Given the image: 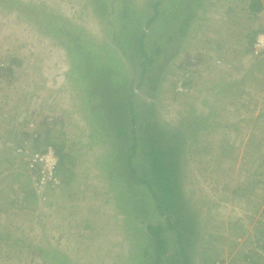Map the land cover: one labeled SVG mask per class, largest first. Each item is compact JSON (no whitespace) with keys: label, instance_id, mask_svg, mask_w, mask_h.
Masks as SVG:
<instances>
[{"label":"rangeland","instance_id":"1","mask_svg":"<svg viewBox=\"0 0 264 264\" xmlns=\"http://www.w3.org/2000/svg\"><path fill=\"white\" fill-rule=\"evenodd\" d=\"M20 1L25 6L15 4ZM183 1L162 0L163 25L170 20L176 27L166 34L160 18L153 22L146 42L148 55L157 57L152 66L134 57L132 43L117 40L110 23L124 7V22L132 16L145 22L155 0L0 4V234L6 241H0V264H55L47 252L62 253L69 264H156L153 246L148 256L135 251V241L150 244L148 224L163 230L161 264H182V251L174 258L179 246L186 264H264V64L258 73L251 48L247 53V36L264 25V8L255 14L249 0H201L193 10ZM188 16L191 25L181 29ZM75 35L97 44L93 53L104 74L121 75V88L134 90L139 127L156 122L165 139L175 128L180 141L187 138L179 145L181 210L172 219L156 205L161 191L142 145L128 161L130 149H118L113 127L104 117L95 121L106 115L102 99L75 87L66 48L75 50ZM80 63L81 80L101 70L86 55ZM22 145L50 146L56 154L62 147L68 184L28 202L30 177L21 176L24 159L17 155ZM181 215L194 220L192 231H183L193 235L184 245L174 222Z\"/></svg>","mask_w":264,"mask_h":264},{"label":"trees","instance_id":"2","mask_svg":"<svg viewBox=\"0 0 264 264\" xmlns=\"http://www.w3.org/2000/svg\"><path fill=\"white\" fill-rule=\"evenodd\" d=\"M11 1H16L17 0H0V4H6ZM230 1V0H228ZM242 1V0H240ZM244 1V0H243ZM185 3H190L192 6V9L194 10V6L196 3H200L201 0H185L183 1ZM245 2V1H244ZM15 4H20V3H15ZM16 5V6H17ZM25 6V5H21ZM168 7L162 6V0H155L153 7H152V15L144 18L142 22L141 19H137L138 16H132L133 19L129 20V22H124L125 21V15H129L128 7H124V10L120 9V12L117 16H115L117 8L112 10L110 13H107L109 16L113 15L115 16V21L110 23V26H114V32L113 34L117 38V40L123 42L124 44H129L132 43V51L135 53L134 57L141 58L142 62H148L150 66L154 65L157 60H153L156 57V55H148V48H146V42H147V37L148 36H153L154 34H148L150 28L152 27L153 22L157 19L160 18L159 20V25L160 27L164 26L166 27L165 32L166 34L169 33H174L176 24L173 22L165 21L164 25L162 20L164 19L163 16L166 12ZM264 4L262 3V0H249V9L251 10L252 13H260L263 11ZM106 14V15H107ZM123 16V18H122ZM131 18V16H129ZM193 16H188L187 18L184 19L181 29L186 28L191 25V22L193 20ZM133 23V24H132ZM112 28V27H110ZM264 29V25L259 28L258 30H255L251 32L247 36L248 40V49L247 53L250 52L249 48H251V53L252 54V45L255 39V36H257L258 33H260ZM60 34H62L63 29L58 28L57 29ZM124 34V35H123ZM155 37H158L160 34H155ZM163 35L160 36L162 38ZM170 40L173 39L171 37H168ZM75 40L76 42L74 45H71L72 47H76L75 50L72 52L71 47L68 45L66 46L69 54L73 58L71 64H73V70L72 76L74 77V80L76 81V88L83 93L84 95L88 96L90 95L91 99H102V103L104 104L106 109V115H98V117L95 119L100 120L101 118H105L104 120L108 121V124L113 127V135L111 139H116L114 135L117 136L118 143L116 146L118 147L119 150H121L123 147H129L130 152H128L127 160L129 161L131 159V155L133 154L132 151L138 148L139 145H142V148L144 150V153L149 155V161H150V170L154 173L156 182L158 184V187L161 191V194L159 197H157V207L163 212L169 213L170 216H167V219H172V216H175L180 214L181 208L179 207L180 203L179 200L182 198V193H183V186L178 181L177 174L179 172V169L181 167V154L180 151V146H183L184 140L187 138L183 139L180 141L179 135L181 134L178 129H172L171 133H168V139H165L164 136L165 134H161V131L157 128L154 127L156 124L153 123L151 124H146L144 126L139 127L136 123L137 116L135 114V111L137 110L138 106L137 104L132 100V96L134 93V90L127 91L126 88H121V81L118 82V80H124V78L120 75L121 79H119V76H116L115 72H112L111 74H104L106 71L101 68V63L99 61V57H96V55L93 53L94 50L97 49V44L94 43L91 40H86L84 35H75L71 38L72 40ZM115 41V40H114ZM113 41V42H114ZM66 45V44H65ZM79 50V51H77ZM103 50V47H100V51ZM86 55V58L90 59L92 62H96L97 66H100L101 70L97 68L94 71V77L93 78H86V80H81L80 76L76 78V75L79 73H82L81 70V63L80 60L83 56ZM257 63H259V67L257 68V72L260 73L262 71V66L264 64V58L260 56H255ZM11 62H17L15 58L11 60ZM116 63H119L118 59L116 60ZM120 66V63H119ZM8 71L13 72V65H9L6 68ZM146 67L145 65L143 66L142 64V70H145ZM80 70V71H79ZM78 72V73H77ZM75 73V74H73ZM102 73V74H100ZM104 74V75H103ZM250 74V71L247 74H243L241 79L234 81L235 83H240L242 80L247 77ZM104 76V77H103ZM187 83H184V85H187ZM73 86V85H72ZM87 100V96L85 98ZM90 103V102H89ZM127 106V110H126ZM87 107V106H86ZM131 107H134V110H132ZM90 108V107H89ZM88 108V109H89ZM128 114V116H125V114ZM136 113H138L136 111ZM131 116V117H130ZM134 117V118H133ZM91 119L94 120L93 116H91ZM101 121V120H100ZM103 121V120H102ZM141 133L143 135L145 134L142 140L140 141ZM40 133L36 134L34 136V140H37L41 138ZM46 134V132H45ZM26 135V134H25ZM163 135V136H162ZM45 138L48 140L50 139L49 136H45ZM49 142V141H47ZM164 144L166 145L167 143V149L160 145ZM49 144H53L49 142ZM180 145V146H179ZM25 146V145H22ZM32 148V147H31ZM36 149H39V151H42L41 148L35 147ZM46 148V147H45ZM44 148V149H45ZM33 149V148H32ZM33 149V150H36ZM57 155L59 157V162H58V175L62 179V186L68 184L69 180L66 178V174L68 172V167L66 168L64 164L68 162V156L65 154H62V147L57 149ZM69 163L71 165H74L73 159H69ZM25 170L21 176H27L26 172V164H24ZM130 170L133 171V169L130 166ZM70 179V178H69ZM145 182V181H144ZM148 183V182H145ZM151 186V184H150ZM152 190V189H151ZM28 192V197L27 201H33L35 202L34 198H37L36 195L33 193L31 188H29V185L26 190ZM26 200L24 201L25 204L27 205L28 202ZM162 212V213H163ZM182 218V219H181ZM186 219L185 215L178 216L176 220L174 221L177 226H180V230L177 232L178 240L181 243L183 242H190L192 239L193 235L191 234L190 237L186 238L184 236L183 231H192L193 225H194V220L186 219V225H184V220ZM183 220V221H182ZM127 221V219H126ZM129 225V222H127ZM169 228H173L174 226L170 225L168 226ZM168 228V229H169ZM147 234L151 236L148 240L150 244H148L147 247H144V242H138L135 241L136 243L135 246V251H140L141 249L143 250L140 252V257H144L148 253V249L152 248L154 249L155 257H158V264L162 263V255L165 252V241L163 238H161V235L163 234V230L161 229V226H156L154 227L152 224H148L146 227ZM182 231V232H181ZM192 236V237H191ZM184 240V241H183ZM0 241H5L3 238V234H0ZM6 242V241H5ZM1 245V243H0ZM146 246V245H145ZM144 248V249H143ZM180 251L183 252L184 254V261L182 264H186L187 262V255L185 252L184 247L179 246V251L176 253L174 258H179L181 256ZM45 254V253H44ZM139 256V255H138ZM137 256V257H138ZM148 256V255H146ZM50 257L53 258L52 261H54L55 264H69V260L63 255L62 253L60 255L47 252L45 255L46 259H49ZM154 262H157V258H154ZM161 259V260H160ZM133 260V259H131ZM140 260L136 262V264L139 263ZM154 264V263H153Z\"/></svg>","mask_w":264,"mask_h":264},{"label":"built area","instance_id":"3","mask_svg":"<svg viewBox=\"0 0 264 264\" xmlns=\"http://www.w3.org/2000/svg\"><path fill=\"white\" fill-rule=\"evenodd\" d=\"M252 53L260 57L264 54V29L255 36ZM17 155L24 159L26 172L30 177L31 190L36 197L45 199L48 192L60 189L62 179L58 175L59 157L52 147L48 146L38 151L21 146L17 149Z\"/></svg>","mask_w":264,"mask_h":264},{"label":"water","instance_id":"4","mask_svg":"<svg viewBox=\"0 0 264 264\" xmlns=\"http://www.w3.org/2000/svg\"><path fill=\"white\" fill-rule=\"evenodd\" d=\"M156 261H157L156 264H158V257H157V260Z\"/></svg>","mask_w":264,"mask_h":264}]
</instances>
